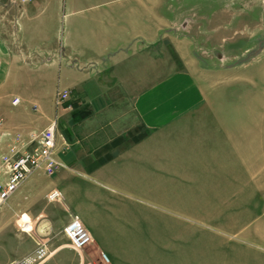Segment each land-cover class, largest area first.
Instances as JSON below:
<instances>
[{
	"label": "crops",
	"instance_id": "0c3cea01",
	"mask_svg": "<svg viewBox=\"0 0 264 264\" xmlns=\"http://www.w3.org/2000/svg\"><path fill=\"white\" fill-rule=\"evenodd\" d=\"M38 1L18 10L23 51L0 35V112L7 102L21 105L14 117L4 114L23 134L57 117L55 155L63 165L44 188L59 191L61 201L31 204V216L46 219L28 264H175L165 255H180L194 227L246 225L243 211L264 209V122L254 106L225 104V77L201 67L191 42L170 39L168 54L160 31H151L160 0H113L111 7L87 0L94 12L72 19L61 35L56 25L30 31L20 24ZM189 26L184 21L181 30ZM57 90L69 96L56 111ZM47 100L52 110L42 109ZM140 127L148 135L133 142ZM119 137L120 145L103 148ZM17 191L4 206L14 216L0 217V244L21 240L14 217L37 192ZM151 197L163 205L151 208ZM70 214L93 240L81 251L64 233ZM23 257L17 247L3 264Z\"/></svg>",
	"mask_w": 264,
	"mask_h": 264
},
{
	"label": "rangeland",
	"instance_id": "374dc122",
	"mask_svg": "<svg viewBox=\"0 0 264 264\" xmlns=\"http://www.w3.org/2000/svg\"><path fill=\"white\" fill-rule=\"evenodd\" d=\"M99 1L106 2L107 7L117 4V1L113 0ZM89 6L90 2L87 0H44L34 5L30 19L28 21L24 19L20 24L26 25L25 30L30 31L37 30L43 25L47 30H52L53 25H56L59 29L58 35H61L62 29L72 19L85 18L94 12ZM18 10V6L8 5L5 0H0V35L5 38L12 50H18L20 47L23 51L24 45L20 34L15 32ZM72 11L76 13L68 14ZM184 21L190 25L187 31L181 30ZM152 29L160 31V37L165 41L168 54L171 56L170 39L191 42L190 52L201 67L210 70L211 73L214 70L225 77L228 85L224 94L225 104L254 106L258 111L259 120L264 122V0H160L155 11L151 10V31ZM20 106L13 107L7 102L4 113L14 117ZM41 107L49 111L51 107L49 100L44 101ZM4 113L0 112L6 125L4 129L21 132L15 128L13 117L8 119ZM31 113L38 115L37 112ZM3 151L4 147L1 145L0 153ZM53 175L38 172L22 184L34 186L37 192L25 197L14 217L18 220V228L14 225L12 228L16 237L19 236L21 240L0 244V264L7 262L12 257V250L17 247L21 248V254L25 257L14 258L12 261H24L28 264L36 258L29 255L31 243L37 234V226L40 223L45 224L46 217L36 219L31 216V204L34 202L47 204L44 188L46 183L52 181ZM20 200L18 198V201ZM149 204L153 209L163 205L157 197H151ZM4 206L0 209L2 219L12 211L11 208ZM233 212L235 213L231 211ZM13 216L8 215L10 219ZM249 216L253 218H247ZM259 216L264 217L263 208L254 209L251 213L248 210L243 211L241 221L250 220L246 225L230 224L215 226L213 229L196 226L194 228L197 232H193L195 234L192 235L196 237L184 239L178 249L180 255L166 254L164 260L173 261L175 264H264V220L262 224L258 223ZM211 233L220 238H206L203 235ZM0 236L2 238L3 235Z\"/></svg>",
	"mask_w": 264,
	"mask_h": 264
},
{
	"label": "built area",
	"instance_id": "2783aa9c",
	"mask_svg": "<svg viewBox=\"0 0 264 264\" xmlns=\"http://www.w3.org/2000/svg\"><path fill=\"white\" fill-rule=\"evenodd\" d=\"M5 1L8 2V5L18 7L33 2V0ZM68 96L69 92L67 90H57L53 99L56 110L63 107ZM18 102L19 99L15 98L12 105H16ZM56 132L57 117L52 119L45 129L23 134L19 131L5 130L4 120L0 116V146L4 147V151L0 153V209L29 177L38 172L51 176L63 167L55 155ZM46 198L49 202L61 201V194L59 191L53 190ZM64 233L72 247L79 251L89 246L93 241L90 233L85 229L76 214H70ZM41 255L42 252H39L37 256ZM102 258L107 261L104 254ZM6 264H25V262L11 261Z\"/></svg>",
	"mask_w": 264,
	"mask_h": 264
},
{
	"label": "trees",
	"instance_id": "16d2710c",
	"mask_svg": "<svg viewBox=\"0 0 264 264\" xmlns=\"http://www.w3.org/2000/svg\"><path fill=\"white\" fill-rule=\"evenodd\" d=\"M140 128H141V131L137 135H135V136L131 135V140L133 142H138L139 140L143 139L144 137H146L148 135V131L143 129L144 127H140ZM122 141H123V138L119 137V138L113 140L109 145H107L103 148L116 147V146L120 145Z\"/></svg>",
	"mask_w": 264,
	"mask_h": 264
}]
</instances>
